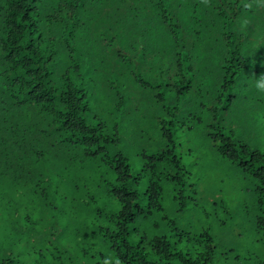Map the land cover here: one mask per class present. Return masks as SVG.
Segmentation results:
<instances>
[{
	"label": "trees",
	"instance_id": "16d2710c",
	"mask_svg": "<svg viewBox=\"0 0 264 264\" xmlns=\"http://www.w3.org/2000/svg\"><path fill=\"white\" fill-rule=\"evenodd\" d=\"M87 56L112 73L104 81L114 89L107 97L114 119L126 103L122 69L144 68L135 82L140 101L150 92L151 112L161 113L164 147L142 152L139 172L121 148L118 125L90 117L76 82ZM261 77L262 0H0V185L39 201L4 209L0 228L12 236L19 225L47 224L54 214L73 223L57 247L38 241L49 245L43 264H214L207 229L194 233L176 217L200 200L177 153L187 134L194 146L184 155L214 154L252 180V230L264 241V145L250 143L253 136L264 142ZM71 100H79L76 110ZM96 141L105 150L93 154ZM124 169L139 181L120 184ZM118 192L135 196L141 214L124 213ZM30 202L33 211L24 213ZM71 237L73 247L66 245ZM18 261L7 255L3 262Z\"/></svg>",
	"mask_w": 264,
	"mask_h": 264
},
{
	"label": "rangeland",
	"instance_id": "374dc122",
	"mask_svg": "<svg viewBox=\"0 0 264 264\" xmlns=\"http://www.w3.org/2000/svg\"><path fill=\"white\" fill-rule=\"evenodd\" d=\"M163 63L166 66L171 64L169 60ZM128 68L122 69L126 72L120 76L122 81L127 82V86L125 84L119 89L121 95L126 98V103L116 119L109 115L113 113V108L109 103L111 98L110 100L107 98L113 97L114 89L109 88L108 82L104 81L105 77L108 80L114 79L109 70H105L96 59L92 60L87 56L80 71L82 80L76 82L86 93L90 117L96 116L108 124L114 122L118 125L121 148L130 157L131 164L137 171L142 166V152L146 151L149 154L162 147L158 132V123L162 118L158 108L151 112L153 99L150 92L146 95L145 102L140 101L141 90L135 82V75L142 73L144 68L141 66ZM185 113H189V108L185 109ZM164 119L169 121L171 117L165 115ZM239 137L242 138L243 134ZM187 141H189L187 134L181 136L177 144V153L181 155L183 164L191 175L190 184L197 190L196 195L200 200L190 213L176 215L179 224L188 227V230L194 233L207 229L216 248L217 257L214 264L264 263V241H259L260 237L255 236L252 230L254 183L237 167L219 156L204 152L184 155L188 153V147L194 146L193 140H190L191 144ZM250 143L253 148L264 145V142L258 143L255 136ZM54 197H57V194ZM27 198H31L30 201L33 203H39L35 195L21 196L16 190L0 185V212H4V209H8L16 202L24 204ZM163 203L167 210H173L172 198L164 197ZM33 209L34 205L30 202L25 206L24 213H30ZM68 223H62L58 215L54 214L47 224L44 220L38 222L36 226L34 224L30 226L29 223L19 225L12 236H7V232L0 228V263L4 264L7 255H11L14 259H19L18 264L21 263L20 260H23L21 264H43L50 259L46 254L49 245L43 247L38 241L43 239V242L49 244L53 240L57 247L62 230H65V227L74 228L73 223H70V226ZM67 231L71 232L67 229L63 233ZM15 235L17 237L13 238ZM73 241L71 237L66 241L68 244H65L73 247L75 245ZM41 253L45 258L41 257Z\"/></svg>",
	"mask_w": 264,
	"mask_h": 264
},
{
	"label": "snow or ice",
	"instance_id": "6c2138e0",
	"mask_svg": "<svg viewBox=\"0 0 264 264\" xmlns=\"http://www.w3.org/2000/svg\"><path fill=\"white\" fill-rule=\"evenodd\" d=\"M262 2H264V0H262ZM234 12L236 15L239 14L238 9H234ZM233 18H235V16ZM70 103L73 105V110H76L75 105L79 103V100H71ZM177 115H179V113ZM74 123H76V122L74 121ZM201 130L204 132L205 135H208V132L210 130V126H209V128H202ZM84 131L86 132L87 129H85ZM213 139H215V138L213 137ZM168 140L169 141L171 140L170 136L168 137ZM95 143L97 144V147L93 148V154H98L99 151L105 150L103 143H100L99 141H96ZM116 143H119V140H117ZM89 147H92V142L89 143ZM163 147L164 146H162V148ZM261 152L264 153V147L261 148ZM167 154L168 153H166V152L163 153V155H167ZM163 155H161V159L163 158ZM137 171L139 172V168L137 169ZM118 174L120 176V180H119L120 184H123L126 180H132L133 183H136L140 179V177L138 175L135 176V178H133V176L128 175L126 169H124L123 171L118 170ZM144 194L145 193H144L143 189H141V195H144ZM116 196H117V203H118L120 208L124 209V213H127L130 216L132 214H135L136 216L141 214L140 211H137V209L135 207H133V202L136 200L135 196L128 197L124 192H118L116 194ZM181 207H182V205H181ZM124 213H121V214L123 215Z\"/></svg>",
	"mask_w": 264,
	"mask_h": 264
},
{
	"label": "clouds",
	"instance_id": "9594fccd",
	"mask_svg": "<svg viewBox=\"0 0 264 264\" xmlns=\"http://www.w3.org/2000/svg\"><path fill=\"white\" fill-rule=\"evenodd\" d=\"M261 80L264 81V77H261ZM259 87L261 88L262 91H264V83H261Z\"/></svg>",
	"mask_w": 264,
	"mask_h": 264
}]
</instances>
